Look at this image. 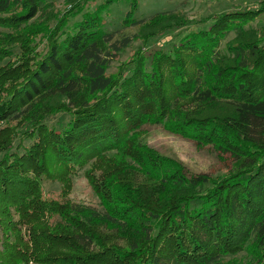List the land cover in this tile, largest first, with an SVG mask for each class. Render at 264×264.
Listing matches in <instances>:
<instances>
[{"label":"trees","instance_id":"trees-1","mask_svg":"<svg viewBox=\"0 0 264 264\" xmlns=\"http://www.w3.org/2000/svg\"><path fill=\"white\" fill-rule=\"evenodd\" d=\"M122 1L110 28L121 0H0V264H264V0L173 49L153 41L184 8ZM153 125L227 172L151 147ZM81 174L97 205L70 196Z\"/></svg>","mask_w":264,"mask_h":264},{"label":"rangeland","instance_id":"rangeland-1","mask_svg":"<svg viewBox=\"0 0 264 264\" xmlns=\"http://www.w3.org/2000/svg\"><path fill=\"white\" fill-rule=\"evenodd\" d=\"M63 5L65 0H58ZM99 1V0H98ZM101 1V0H100ZM263 0H139V7L135 16L145 18L152 16L157 12L168 11L178 8H184L183 13L191 20L187 26L181 27L173 33L163 34L153 41V47L165 45V48L173 49L174 44L190 31L200 28H207L213 22L214 18L219 17L226 12H238L242 10L256 9ZM127 11V5L122 0L113 6L107 23L110 28L121 27V21ZM259 19L264 23V15ZM235 35H229L233 38ZM137 45L128 48L121 56L122 59L130 58ZM146 141L148 144L157 148L164 154H170L183 160L187 166L195 172H227L226 163L217 158L216 150L207 146L202 148L197 146L193 141L167 131L161 125H153L147 128ZM106 164L103 165L105 167ZM98 174L101 170H95ZM44 196L46 198H59L61 194V183L58 180H43ZM70 196L77 201L97 205L99 200L86 174L77 176L70 182Z\"/></svg>","mask_w":264,"mask_h":264}]
</instances>
